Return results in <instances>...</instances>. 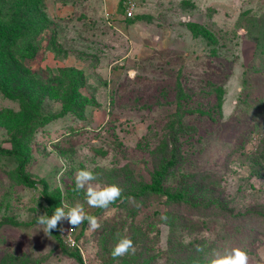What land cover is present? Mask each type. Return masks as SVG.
<instances>
[{"label":"rangeland","instance_id":"1","mask_svg":"<svg viewBox=\"0 0 264 264\" xmlns=\"http://www.w3.org/2000/svg\"><path fill=\"white\" fill-rule=\"evenodd\" d=\"M15 1L38 11L37 57L24 65L45 90L32 123L0 92V149L23 153L0 151V264H78L61 241L67 221L44 233L42 187L20 176L98 218V230L74 232L83 264H119L117 233L133 240L134 264H208L233 247L264 264V0H135L130 18L124 0ZM179 124L198 133L179 137L163 189L183 200L126 198L153 185ZM80 169L126 199L89 207L73 190Z\"/></svg>","mask_w":264,"mask_h":264},{"label":"trees","instance_id":"2","mask_svg":"<svg viewBox=\"0 0 264 264\" xmlns=\"http://www.w3.org/2000/svg\"><path fill=\"white\" fill-rule=\"evenodd\" d=\"M28 11L29 10H23L22 5L15 0L0 1V92L6 97L20 102L23 113L21 119L25 122L30 121V123H32L34 119L36 120L39 118V100L35 101V99L38 98V95L42 93L44 88L34 79L35 73H33L30 68L26 67L24 63L26 59L31 61L37 57V47L39 45L38 40L42 31L38 30L34 23L37 19L35 14H37L38 11L32 10V18L27 15ZM50 42L52 43V41ZM57 83H60V81ZM73 85L74 86L71 87L72 94H76V91L78 90V82L73 81ZM67 92L68 89L65 88L64 93L66 94L61 96L68 97L69 95H67ZM220 97V94H217V102ZM85 104L87 105V103ZM200 113L205 114V112ZM191 132L193 133L192 135H195L198 133V130L196 128L191 129L183 124L177 126L175 132L171 134L172 141L166 143L169 148L164 159L160 162L159 170L156 172L153 185L143 186L141 192L138 194L128 193L126 198H138L141 195L149 193H164L168 200L174 203H180L183 200L179 193H169L164 191L163 180L171 170L175 168L178 160L181 158V144L179 143V137L189 135ZM0 151L7 155H21V157H23V153L20 152V149H0ZM20 180L24 185L30 188H34L37 185L42 187V194L46 203L44 211L49 216L54 211V208L59 206L57 201L48 196V189L43 181H35L26 176H20ZM124 195L125 194H123L122 197ZM123 198L124 200L126 199L125 196ZM49 234L55 236L53 231ZM73 237L75 239L74 234ZM61 241H63L62 244L65 245L63 238H61ZM66 248L74 251L68 253L70 258L76 260L78 264H83L82 258L79 255L78 250H76V248H78L77 245L74 248H69L68 246H66ZM63 253L66 254L67 252ZM118 259L121 261L119 264H134L136 257L134 255H128L127 260ZM143 263L147 264L145 260L142 264ZM177 264H179V261ZM183 264H191V262Z\"/></svg>","mask_w":264,"mask_h":264},{"label":"clouds","instance_id":"3","mask_svg":"<svg viewBox=\"0 0 264 264\" xmlns=\"http://www.w3.org/2000/svg\"><path fill=\"white\" fill-rule=\"evenodd\" d=\"M63 164L64 162L61 161ZM67 165L64 164L61 171L57 174V187L63 191V184L61 178L66 172ZM97 177L91 170L80 169L77 170L74 176V191L83 192L85 203L91 208L107 209L117 200L122 197V189L116 184H101L93 183ZM129 200H134L128 197ZM139 206L138 204L136 205ZM38 225L42 226L44 233H50L56 230L62 221H67L72 226L70 230H74L81 224L87 222L89 232H94L101 227L98 218L85 211L83 204L76 202L74 205H69L64 200H61L59 206L54 208V211L49 216L47 213L36 215L35 217ZM161 219H167L162 217ZM63 231V229H61ZM185 243H190L191 240L186 238ZM204 248L201 245H196V251L202 252ZM135 246L133 240L128 236L116 235L115 243L110 251V255L114 260L124 257L129 254H135ZM248 254L240 248L226 249L223 253H214L209 259L208 264H248Z\"/></svg>","mask_w":264,"mask_h":264},{"label":"built area","instance_id":"4","mask_svg":"<svg viewBox=\"0 0 264 264\" xmlns=\"http://www.w3.org/2000/svg\"><path fill=\"white\" fill-rule=\"evenodd\" d=\"M124 14L127 18H130L134 15V12L136 11V1L135 0H124ZM72 228L71 225H67V228L64 230L63 233V240L64 244L68 246L69 248H74L76 246L75 239L73 237V234L75 232L74 230H70Z\"/></svg>","mask_w":264,"mask_h":264},{"label":"crops","instance_id":"5","mask_svg":"<svg viewBox=\"0 0 264 264\" xmlns=\"http://www.w3.org/2000/svg\"><path fill=\"white\" fill-rule=\"evenodd\" d=\"M117 5V4H116ZM116 5H114V6H116ZM135 13V12H134Z\"/></svg>","mask_w":264,"mask_h":264}]
</instances>
